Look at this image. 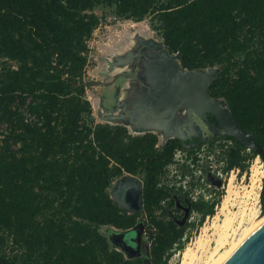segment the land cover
Segmentation results:
<instances>
[{
	"label": "trees",
	"instance_id": "trees-1",
	"mask_svg": "<svg viewBox=\"0 0 264 264\" xmlns=\"http://www.w3.org/2000/svg\"><path fill=\"white\" fill-rule=\"evenodd\" d=\"M99 7L134 20L153 15L183 69L220 67L211 96L264 147V0H0V264H145L100 230L134 225L110 188L126 174L144 175L153 211L164 197L156 194L163 168L181 145L161 148L154 133L91 125L82 84ZM225 138L233 146L224 170H244L256 154ZM195 209L203 220L214 204ZM154 225L148 260L170 264L184 230Z\"/></svg>",
	"mask_w": 264,
	"mask_h": 264
},
{
	"label": "water",
	"instance_id": "water-1",
	"mask_svg": "<svg viewBox=\"0 0 264 264\" xmlns=\"http://www.w3.org/2000/svg\"><path fill=\"white\" fill-rule=\"evenodd\" d=\"M137 42L135 50L115 56L111 60L105 59L108 69L101 73V77L114 75L110 82L91 81L82 84L113 86L119 79L126 77L139 80L141 88L128 82L129 86L121 90L118 88L120 84H116V92H120L121 97L114 98L115 107L110 111V115L104 118L105 121L131 127L137 134L160 133L164 144L169 139L184 138L186 132L191 136L195 135L201 131L202 125H209L208 116L211 115L217 123L219 133L234 138L245 149L260 156L264 162V147L255 135L247 132L236 121L223 98H214L210 94V87L220 75L221 68L183 69L176 55L171 54L163 43L151 39L144 40L140 36L137 37ZM140 57L144 61L139 64L138 76L127 74L125 71L128 64H133L134 60ZM131 86L134 87L131 89ZM126 91L130 92V95L124 96L123 92ZM126 179L137 184L141 203L142 182L135 176H124L120 181ZM116 187L111 194L112 199L120 207L134 211L123 201V193L130 191V188L124 185ZM261 204V215H264V182ZM110 229L113 231L109 237L112 242L114 236L119 235L124 239L125 232ZM118 248L127 258L140 257L128 256V250L122 245ZM127 248L134 250L137 247ZM146 262L150 264L148 256ZM221 264H264V223L251 232Z\"/></svg>",
	"mask_w": 264,
	"mask_h": 264
},
{
	"label": "flooded vegetation",
	"instance_id": "flooded-vegetation-1",
	"mask_svg": "<svg viewBox=\"0 0 264 264\" xmlns=\"http://www.w3.org/2000/svg\"><path fill=\"white\" fill-rule=\"evenodd\" d=\"M143 61L144 59L142 57L134 60L133 64H128L126 68L128 70L125 72L138 76L135 70L132 72V68L139 67V64ZM107 68L108 65L106 63V70ZM120 80L116 84L122 82ZM128 82H132L131 84L135 85V87L141 88L138 79H130L129 77L124 78L122 83L123 85L126 84L124 88L127 87ZM116 84L111 86L114 89L110 95L104 93L101 96L99 109L101 112H104V115L109 114L105 111V104L108 100L109 102L113 101L112 103L114 104V98L116 96L121 97L120 92L115 93L114 91L117 90ZM133 87L131 86V89ZM208 119L209 125H202L201 131L196 132L195 135L191 136L189 132H186V135L182 139L168 140H178L181 148H177L174 151L171 161L163 168V172L157 183V191L159 192H156V194L163 193L164 197L157 196L160 197L159 203L153 206V211H150L146 206L144 175H124L135 176L142 182L141 203L135 182L126 179L117 183V186L124 185L130 188V191L123 193V201L134 211L122 208L119 204L118 206L121 208L123 214L134 221V225L120 231L126 233L124 239L119 235L113 237V242L110 241L113 247L121 245L126 247L129 253L128 256H150V246L152 244L150 231L152 229L156 230L154 222L162 221L168 227L176 228L177 231L184 230L182 240H186L192 228L197 227L202 222L203 214L195 209L196 205L205 202L209 205L214 204L215 208L219 189L223 184L222 180L217 177V172L222 167L226 142L229 139L225 138V135L222 133H219L217 123L211 115L208 116ZM214 138L218 139L213 141ZM168 141L164 144L162 141L160 143L158 141L157 147H164ZM204 146L207 148H204ZM209 185L211 187H208ZM208 195L211 197L206 199ZM141 205L142 207L140 208ZM209 215L211 214L205 215L204 219ZM105 233L109 238L113 231L107 229ZM128 246L137 248L133 250L127 248Z\"/></svg>",
	"mask_w": 264,
	"mask_h": 264
},
{
	"label": "rangeland",
	"instance_id": "rangeland-1",
	"mask_svg": "<svg viewBox=\"0 0 264 264\" xmlns=\"http://www.w3.org/2000/svg\"><path fill=\"white\" fill-rule=\"evenodd\" d=\"M95 13L100 18V22L97 28L95 29L91 39L88 42V45H89L88 65L86 68V75L84 77V82H91V81L110 82V79L112 78V76L114 77V75L110 74L108 75L107 78H101V75H100V72H103V73L106 72L105 59L109 58L111 60L115 56L126 54V52L130 50L131 51L135 50L136 47L138 46V42H137L138 36H140L144 40L151 39L155 42H161L164 44L161 33L158 30V23L155 17L151 14L145 16L143 19L134 20L131 18H125V17L118 16L112 8L99 7L95 9ZM2 62L3 60H0V66L2 65ZM9 64L14 65V66L16 65L13 62H9ZM138 69L139 67H135L134 69L132 68V72L134 70L137 72ZM122 83L121 82L118 83L120 84L119 85L120 87L118 88H120L121 90H123L124 86H126V84L123 85ZM85 87H86V98L89 100L92 106L93 120L91 121L92 122L91 125L95 126L98 124H109L111 126H122V127L127 128L128 132L132 134L133 136L143 135V134L134 133L131 127H126L121 124L110 123V121L107 122L104 120V118L110 115V111L113 110L115 106H113L114 105L112 103L113 101L109 102L108 100V102L105 104V111H107V114L108 113L109 114L104 115V112H101L99 109L100 99L102 98L101 96L104 93H106L107 95H110V93H112L114 88L110 86H106V85H88ZM114 91L116 93V90ZM123 95L124 96L130 95V92H127V91L123 92ZM156 135L158 136L159 143H160L162 140V136L160 133H156ZM204 148H207V147L204 146ZM120 179H122V176L114 180V182L112 183V186L110 188V195L112 194L113 190L116 188L117 183L120 181ZM226 184H227V181H226ZM226 184L223 190L224 194H225ZM242 194L243 193L240 194L241 199H239V202L247 200L245 197H242L243 196ZM244 204L241 205V208L247 205L246 204L244 206ZM237 210L238 209L236 207L234 210H232V212H236ZM243 214H244V211H243ZM219 224H222V223H219ZM219 224H215V223L212 224V221L210 219L207 221V218H205L204 220H202L200 224H198L197 227L192 228V230L190 231L188 235V238L185 240V245L183 249H181L180 251H175V253L172 255V258L170 260V264H181L184 253L185 251H187V249H191L195 251L197 253V256H199L202 259V262L205 261V259L207 260L208 256H210V254L214 251L215 247L217 246V242L215 239L218 238L217 227L219 226L217 225ZM215 225L217 226L216 228H215ZM247 226L249 225H246V226L242 225L240 227L230 226L229 231H228L229 232V238H228L229 242L220 249L219 254L225 251L227 248H229L230 242L238 238L240 233ZM110 228L112 227H102L100 230L103 234L107 236L105 232L107 229H110ZM112 229L118 232L122 231V230H118L115 228H112ZM200 239H208L209 240L208 247L207 246L200 247L198 245V241ZM108 241L109 242L111 241L110 238H108ZM110 245L112 248L122 252L120 248L113 247L111 243ZM4 248H7V250L10 249L9 247H7V245H5ZM125 257L127 258V256ZM139 258H142L145 264L148 263L146 262L147 256H140ZM127 259H132V258H127ZM199 262L200 261H195V264H198Z\"/></svg>",
	"mask_w": 264,
	"mask_h": 264
},
{
	"label": "built area",
	"instance_id": "built-area-1",
	"mask_svg": "<svg viewBox=\"0 0 264 264\" xmlns=\"http://www.w3.org/2000/svg\"><path fill=\"white\" fill-rule=\"evenodd\" d=\"M231 146H233V142L228 140L226 142V149L230 148ZM242 154L245 156L250 155L251 151L246 149ZM245 163L247 166L244 170L241 167H234L229 171H225V160H223L222 167L217 172V177L222 180L223 184L219 189L218 200L216 201L214 211L207 217V221L210 219L212 224L223 223L226 214L236 213L242 210L244 211V215L238 216L235 226H246L250 223L254 215L257 216L261 214V190L263 185L262 182L264 180V162L260 156L256 155L253 157H247ZM225 184L226 189L224 194L223 190L225 188ZM208 187L211 186L209 185ZM230 188L237 190L240 194L243 193L242 197H245L247 200L239 202L241 195L239 194V196L236 197V195L232 194L233 197L231 199H235V201L227 202V198L230 196ZM210 197L211 196L208 195L206 199ZM242 204H244V206L246 204L247 205L241 208ZM236 207L238 210L236 212H232V210H234ZM220 225L221 224L218 226Z\"/></svg>",
	"mask_w": 264,
	"mask_h": 264
},
{
	"label": "bare ground",
	"instance_id": "bare-ground-1",
	"mask_svg": "<svg viewBox=\"0 0 264 264\" xmlns=\"http://www.w3.org/2000/svg\"><path fill=\"white\" fill-rule=\"evenodd\" d=\"M229 191H230V196L229 198H227V202L235 201V199L234 200L231 199L233 197L232 194L238 197L240 193L233 188H230ZM240 215H244L242 210L238 211L237 213H228L225 215V219L223 220V223L219 227H217L218 225L217 226L215 225V228L217 227V235H218V238L215 239L217 242V246L215 247L214 251L210 254V256H208L207 260L205 259V261L202 262V259L199 256H197V253L195 251L191 249H187V251H185L184 253L181 264H195V261H200L198 264H201V263L202 264H221L223 263L237 249V247L248 237V235L251 232H253L256 228H258L261 224L264 223V215H261V214L257 216L254 215V217L251 219L250 223L248 224L249 226H247L240 233L238 238L230 242L229 248H227L225 251L219 254L220 249L229 242V239H228L229 232L228 231H229L230 226H235L236 219ZM198 245L200 247H205V246L208 247L209 240L200 239L198 241Z\"/></svg>",
	"mask_w": 264,
	"mask_h": 264
},
{
	"label": "crops",
	"instance_id": "crops-1",
	"mask_svg": "<svg viewBox=\"0 0 264 264\" xmlns=\"http://www.w3.org/2000/svg\"><path fill=\"white\" fill-rule=\"evenodd\" d=\"M103 73V72H102ZM101 75V74H100ZM102 78V77H101ZM111 87V86H110Z\"/></svg>",
	"mask_w": 264,
	"mask_h": 264
}]
</instances>
